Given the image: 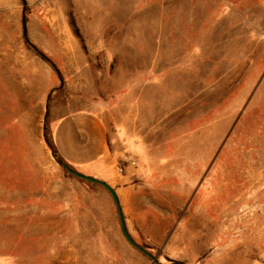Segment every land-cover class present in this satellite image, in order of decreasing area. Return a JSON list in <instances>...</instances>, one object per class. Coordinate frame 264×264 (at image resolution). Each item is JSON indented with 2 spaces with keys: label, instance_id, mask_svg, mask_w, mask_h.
Listing matches in <instances>:
<instances>
[{
  "label": "rangeland",
  "instance_id": "374dc122",
  "mask_svg": "<svg viewBox=\"0 0 264 264\" xmlns=\"http://www.w3.org/2000/svg\"><path fill=\"white\" fill-rule=\"evenodd\" d=\"M55 108L144 171L128 231L160 264H264V0H0V264H156L55 158Z\"/></svg>",
  "mask_w": 264,
  "mask_h": 264
},
{
  "label": "crops",
  "instance_id": "0c3cea01",
  "mask_svg": "<svg viewBox=\"0 0 264 264\" xmlns=\"http://www.w3.org/2000/svg\"><path fill=\"white\" fill-rule=\"evenodd\" d=\"M49 126L54 150L64 163L82 174L108 183L115 189L128 228L127 213L130 210L134 211L139 195V189L136 188L133 180L135 176H141L144 171L131 165L125 167L121 165V160L125 159L121 158L125 150L120 151L123 148L118 136L113 140L105 120L98 113L90 110L81 109L62 113L55 108L51 112ZM134 151L129 154L131 158L128 159L137 163L149 162L150 158H132L135 157ZM120 168H123L124 173H119Z\"/></svg>",
  "mask_w": 264,
  "mask_h": 264
},
{
  "label": "water",
  "instance_id": "95a60500",
  "mask_svg": "<svg viewBox=\"0 0 264 264\" xmlns=\"http://www.w3.org/2000/svg\"><path fill=\"white\" fill-rule=\"evenodd\" d=\"M23 35L25 40L29 43V39H28V29H27V24L26 21H23ZM69 173H71L72 175L76 176L77 178H80L82 180H86L88 182L94 183V184H98L100 186H102L112 197L115 206L117 208V212H118V216H119V222H120V226H121V230L122 233L124 235V237L126 238V240L135 248H137L139 251L143 252L145 255H147L149 258H151L154 263L156 264H160L158 259L156 257H154L152 254H150L147 250H145L143 247H141L131 236V234L128 231L127 225H126V221H125V216L121 207V203L119 200V197L115 191V189L113 187H111L108 183L101 181L97 178L94 177H90L87 176L85 174L80 173L79 171L71 168L69 165H67L66 163H60Z\"/></svg>",
  "mask_w": 264,
  "mask_h": 264
},
{
  "label": "trees",
  "instance_id": "16d2710c",
  "mask_svg": "<svg viewBox=\"0 0 264 264\" xmlns=\"http://www.w3.org/2000/svg\"><path fill=\"white\" fill-rule=\"evenodd\" d=\"M47 115H49V111H48V110H47ZM45 129H46V128H45ZM46 141L48 142L49 147L53 150L55 158H57V159L59 160V163H64V162L58 157V155H57V153H56V151L54 150V147H53V145H52L51 139H49L48 136H46ZM70 167H71V166H70ZM71 168H73V167H71ZM73 169H74V168H73ZM84 181H86V180H84Z\"/></svg>",
  "mask_w": 264,
  "mask_h": 264
},
{
  "label": "built area",
  "instance_id": "2783aa9c",
  "mask_svg": "<svg viewBox=\"0 0 264 264\" xmlns=\"http://www.w3.org/2000/svg\"><path fill=\"white\" fill-rule=\"evenodd\" d=\"M119 173L122 174L123 173V168L119 169Z\"/></svg>",
  "mask_w": 264,
  "mask_h": 264
}]
</instances>
